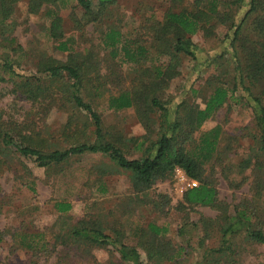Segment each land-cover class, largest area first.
I'll return each mask as SVG.
<instances>
[{"label": "trees", "instance_id": "trees-1", "mask_svg": "<svg viewBox=\"0 0 264 264\" xmlns=\"http://www.w3.org/2000/svg\"><path fill=\"white\" fill-rule=\"evenodd\" d=\"M19 1L0 0V35L9 44L15 41L11 35L14 24L10 17ZM67 1L29 0V10L30 13H37L44 4L56 5ZM74 1L84 11V18L88 22H98L104 10L117 2L98 0L95 8L93 0ZM184 1L186 6H183ZM170 2L173 8L165 12L163 23L159 25L158 22L157 27L154 26L159 33L156 34L155 58H151L153 52H148L147 39H123L121 30L113 26H109L102 36L104 49H110L108 58L112 64L109 66L121 74L123 65H130L136 74L130 88L109 94L108 108L120 111L134 107L141 118L147 120L148 134L152 133L151 124L159 123L157 138H150V145L142 156L129 158L118 139L105 131L101 114L95 107V97L104 96L103 91H106L102 88V82L99 83L103 74L94 64L95 60H79L86 52H79L71 38L60 39L64 35L60 30L62 17L55 7L48 12L51 18L50 36L59 41V50L67 51L68 59H43L38 73L27 75L18 71L17 60L8 54L0 55V82L12 84L13 93L36 104L54 94V91L53 94L45 92L48 89L46 82L53 84L66 77L60 89L68 102L87 113L89 124L79 132L75 128L66 133V147H61L57 144L52 146L51 142L40 136L41 131L33 120L30 124L5 120L0 116V174L6 169L14 170L12 164L15 162L20 163L23 170L25 164L21 158L30 159L37 167L50 171L54 168L64 170L65 165L75 157L89 153L102 154L109 158L114 168L128 172L135 192L141 194L158 180L170 178L177 166L181 167L199 185L182 194L177 209L189 211L197 206H206L218 211V216L201 215L197 221L181 222L178 236L185 238L192 230L201 231L198 244L203 253L196 264H241L248 243L264 245V0H249V8L238 23L234 22L233 14L221 9L226 3L224 0H207L206 8L200 7L203 0ZM191 6L194 8L191 9ZM212 19L229 23V30H233L230 40L232 52L226 49L220 56L209 60L211 64V61L223 58L226 53L232 56L230 62L233 70L230 72L234 74L230 83L218 78L217 81L208 79V86L197 88L195 85L201 71L195 68L189 84L185 86L187 91L168 98L165 90L181 74L183 60L198 59V47L191 36ZM162 57H167V63L158 64ZM95 72L96 75H93ZM197 97L203 98L204 107L197 102ZM243 98L246 101L244 104L252 110L254 131L245 157L238 165L235 163L231 166H236L242 183L248 184L250 194L232 205L220 197L214 178L219 172L229 180L230 187H240L238 184L232 185L234 180L230 173H226V169L233 171V168L225 166L224 150L219 145L222 128L217 126L199 136L196 132L227 102L234 99L239 103ZM143 143L141 141L137 148ZM248 170L250 175L246 174ZM29 187L34 191V182L29 183ZM101 189L106 190L102 183ZM152 204L163 213L165 207L162 203L153 200ZM54 208L58 212L57 221L61 220L62 224L59 228L56 226L58 222L53 224L52 242L49 239L44 241L47 235L43 231L22 237L24 247L35 255L54 250L59 262L66 259L70 264H78L92 255L95 249L107 248L112 256L108 264H161L166 261L182 262L184 259L185 247L168 238L167 226L154 223L138 225L135 229L137 245H132L126 242V233L118 226L119 222L110 224L98 215H85L74 220L70 214L73 205L67 200H56ZM216 228L218 238L215 245H206L205 239L211 238ZM2 232L0 230V241L4 236ZM141 249L147 254L148 263L142 259Z\"/></svg>", "mask_w": 264, "mask_h": 264}, {"label": "rangeland", "instance_id": "rangeland-1", "mask_svg": "<svg viewBox=\"0 0 264 264\" xmlns=\"http://www.w3.org/2000/svg\"><path fill=\"white\" fill-rule=\"evenodd\" d=\"M93 1L94 7L97 8L98 0ZM224 1L226 3L221 9L233 14L234 22L238 23L249 8V0ZM207 3V0H203L200 7L206 8ZM183 6H186L185 1ZM55 7L62 17L60 30L64 35L60 39L71 38L79 52H86L79 60H95L94 64L98 65L97 68L103 74L99 83L102 82V88L106 91H103L104 96L95 97V107L101 114L105 131L118 139L129 158L142 156L143 151L149 147L150 140L157 138L159 123L151 124L152 122L148 121L152 126V133L148 134L147 120L142 119L134 107L120 111L108 108L109 94H117V90L130 88L136 74L130 65L124 64L121 74L109 66L112 64L108 58L110 49H104L102 36L109 26H113L121 30L123 39H147V46L150 47L148 52H153L151 58H155L156 34L159 33L154 30V26L158 22L159 25L163 23L165 12L173 8L170 0H117L104 10L102 19L98 22H88L84 18V11L74 0L56 5L44 4L37 13H30L29 0H20L10 17L15 25L11 28L15 41L9 44L0 35V55L8 54L10 58L17 60V69L22 74H37L40 62L46 58L60 61L68 59L67 51L59 50V41L50 36L51 18L48 12L50 8ZM193 8L191 6V9ZM229 29V23L224 24L220 20L212 19L191 36L198 47V59L183 60L181 74L174 78L165 90L168 98L177 97L187 91L185 86L189 84L195 68L201 71L198 84L195 85L197 88L208 86V79L217 81L218 78L230 83L234 73L230 72L233 70V64L230 62L232 56L229 53L209 64V60L220 56L226 49L232 52L230 40L233 30ZM118 59L116 60L119 62ZM157 63H167V57H162ZM93 75H96V72ZM66 80L64 77L63 81L61 79L53 84L46 82L48 89L45 92L53 94L54 91V94L44 102L36 104L13 93L12 84L0 82V116L5 120L30 124L33 120L41 131L40 136L51 142L52 146L57 144L66 147V133L75 128L79 132L84 125L86 127L89 124L87 113L68 102L60 89ZM195 99L204 107L202 97ZM244 103L245 98L239 103L234 99L230 100L196 132L199 136L217 126L222 128L219 145L224 150L225 166L233 168V171L226 169V173L231 174L234 180L232 185L238 184L240 187H230L229 180L219 172L214 178L220 197L232 205L250 194L249 186L242 183V176L236 171V166H231L235 163L238 165L245 157L254 131L252 110ZM141 141H144L143 145L137 148ZM21 159L25 164L23 170L20 169V163L15 162L12 164L14 170L6 169L0 174V230L4 233L0 241V264H70L66 259L59 262V256L54 250L35 255L22 244L24 235L29 236L40 231L47 235L44 241L49 239L52 242L53 224L58 222L57 228L62 224L61 220L57 221L58 212L54 208L56 200L72 203L70 214L74 220L85 215H98L110 224L119 222L118 226L126 233V242L132 245H137L135 229L138 225L147 226L154 223L167 226L168 238L185 247L184 259L182 262L166 261L161 264H196L202 259L203 250L198 244L202 236L201 231L192 230L185 238L179 237L177 232L181 222L197 221L201 215L216 218L218 211L206 206H197L189 211L178 210L176 206L183 193L178 189L174 174L166 180H158L152 188L140 194L135 192L128 172L114 168L109 158L102 154L89 153L75 157L65 165L64 170L54 168L50 171L37 167L30 159ZM103 170L107 171L102 172ZM249 173L250 170L246 172L247 175H250ZM32 182L34 191L29 187ZM101 183L104 184L105 191L101 189ZM153 200L163 204V213L153 207ZM262 206L264 207V199ZM212 232L211 238L205 239L208 246H214L218 238V229ZM106 249H95L92 255L85 257L78 264H108L112 256ZM141 257L147 262V254L142 249ZM241 264H264V245L248 243Z\"/></svg>", "mask_w": 264, "mask_h": 264}, {"label": "built area", "instance_id": "built-area-1", "mask_svg": "<svg viewBox=\"0 0 264 264\" xmlns=\"http://www.w3.org/2000/svg\"><path fill=\"white\" fill-rule=\"evenodd\" d=\"M174 176L177 182V186L181 193H184L190 188H195L199 185L198 181L190 178L187 173L181 167H176L174 169Z\"/></svg>", "mask_w": 264, "mask_h": 264}]
</instances>
